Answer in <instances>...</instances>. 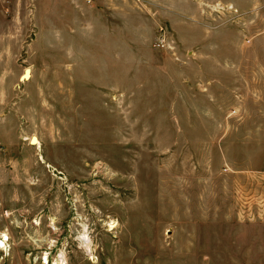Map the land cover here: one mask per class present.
Returning <instances> with one entry per match:
<instances>
[{
  "label": "rangeland",
  "instance_id": "1",
  "mask_svg": "<svg viewBox=\"0 0 264 264\" xmlns=\"http://www.w3.org/2000/svg\"><path fill=\"white\" fill-rule=\"evenodd\" d=\"M120 1L158 27L119 67L69 62L63 22L32 52L33 7L0 3V264H256L264 0Z\"/></svg>",
  "mask_w": 264,
  "mask_h": 264
},
{
  "label": "crops",
  "instance_id": "2",
  "mask_svg": "<svg viewBox=\"0 0 264 264\" xmlns=\"http://www.w3.org/2000/svg\"><path fill=\"white\" fill-rule=\"evenodd\" d=\"M6 1L0 0V3ZM25 2L28 6L33 7V12L36 13L33 30L35 43L46 42L45 48L42 49L33 45L32 52L48 57L54 56L56 25L63 22L65 28L68 25L69 44L76 46L79 51L76 61L72 60L71 54H68L71 59L69 62L73 64L77 62L79 67H119L120 42L121 44L126 42V46L135 49L136 46L142 45L144 40L152 39L158 27L157 19L153 22L145 21L142 13H139L134 6H130L128 9L126 3H121L120 0H93L91 3H88L87 0H25ZM135 3L137 6L139 5L136 1ZM75 10L77 13L74 12ZM88 10L95 15L93 23L96 50L93 59L83 49L88 45L86 43L88 41V29L86 28V22L89 20ZM44 13L47 16L46 31L43 30L39 18ZM74 14L78 16V22L72 21ZM75 40H77L76 43ZM131 54L139 56V52L133 51ZM149 62L151 63L150 59ZM259 260L256 261V264H264V259Z\"/></svg>",
  "mask_w": 264,
  "mask_h": 264
},
{
  "label": "built area",
  "instance_id": "3",
  "mask_svg": "<svg viewBox=\"0 0 264 264\" xmlns=\"http://www.w3.org/2000/svg\"><path fill=\"white\" fill-rule=\"evenodd\" d=\"M93 0H87L88 3H91ZM165 36L164 35H161L160 38H159V43L160 45H164L165 42H166V37L164 38Z\"/></svg>",
  "mask_w": 264,
  "mask_h": 264
},
{
  "label": "bare ground",
  "instance_id": "4",
  "mask_svg": "<svg viewBox=\"0 0 264 264\" xmlns=\"http://www.w3.org/2000/svg\"><path fill=\"white\" fill-rule=\"evenodd\" d=\"M30 75H31V73H30ZM25 79H26V78H25ZM36 142H38V138H37V137H34V138H33V143H36ZM0 244L4 246V240H3ZM45 258H46V260H47V257H45Z\"/></svg>",
  "mask_w": 264,
  "mask_h": 264
},
{
  "label": "water",
  "instance_id": "5",
  "mask_svg": "<svg viewBox=\"0 0 264 264\" xmlns=\"http://www.w3.org/2000/svg\"><path fill=\"white\" fill-rule=\"evenodd\" d=\"M30 77V69H27L24 74V78L28 79Z\"/></svg>",
  "mask_w": 264,
  "mask_h": 264
}]
</instances>
